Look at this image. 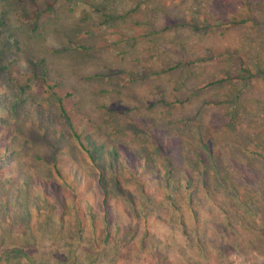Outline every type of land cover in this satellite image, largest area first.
Instances as JSON below:
<instances>
[{"label": "rangeland", "instance_id": "374dc122", "mask_svg": "<svg viewBox=\"0 0 264 264\" xmlns=\"http://www.w3.org/2000/svg\"><path fill=\"white\" fill-rule=\"evenodd\" d=\"M0 38V264H264L257 181L210 163L209 194L190 165L201 139L220 169L264 156V0H0ZM113 148L146 163L114 174Z\"/></svg>", "mask_w": 264, "mask_h": 264}, {"label": "trees", "instance_id": "16d2710c", "mask_svg": "<svg viewBox=\"0 0 264 264\" xmlns=\"http://www.w3.org/2000/svg\"><path fill=\"white\" fill-rule=\"evenodd\" d=\"M11 37L12 36H8L7 46H6L7 48H13V45L15 44V41L11 40ZM3 39L4 38H0V41L3 42V44H6V42ZM56 95L58 97L57 110H59V115H57V117L58 118H62V117L66 118L68 126H69L68 132H69V135L71 136V139H73L74 142L77 144V146H79L83 151L88 152L89 157L93 160L94 163H96L95 160H96L97 156L95 155V151H97L98 148L92 147L91 146L92 144L89 140L88 141L86 140V141L89 143L91 148L87 147V145L84 141V138L81 134V131L76 126L72 116H70L66 111V108H65L63 101H62L63 96L60 94L59 95L56 94ZM1 101H3V100H1ZM1 103L2 102H0V104ZM1 111H2V108L0 107V115L3 114V112H1ZM253 133H254V134H252L253 137L259 136L258 131L253 132ZM202 143H203V139H201L199 142H197L199 147L196 151L194 150V153H192L193 154L192 158L195 159V162H194L195 164H192V163L190 164L192 167L197 168V169H195V172H196V170L198 171V169L200 170V172L198 174H195V175H197L196 177L201 180V183L203 184L202 189H204L209 194L211 193V190L209 188V183H208V178H209L208 173L205 170V167L211 163L215 167V173H218L220 175V179H222L225 182H226V178H228V176H230V174H233L236 178H238L241 183L244 182L247 184H251L250 183L251 180H256L257 185L260 189L259 194L261 195L262 198H264V179L261 178V174H260L261 168H260V166H257L259 168V170L255 169V166L259 165L258 162L264 158V156H261V153H260L261 151L258 150V152H254L253 149H251L248 145H245V146L240 147V148H233L235 153L238 150L239 152L246 154L244 152L247 151V153L250 152V153L256 154V156L257 155H259V156H257V158L256 157H246L245 161L240 162L238 160L239 156L237 157V159H234V156L236 154H234V152H233L231 154L232 161L229 160L227 162V164L231 163V165L229 166L230 168L234 167L235 171H232L228 167H226V168L222 167L220 169L219 165L226 163L227 158L226 157L221 158L219 156H217V157L212 156L211 152L207 153L208 144L206 142H204L203 144ZM174 144H175V142H174ZM201 144H202V146H201ZM255 144H258V142H256ZM260 145H261L260 147L264 148V143H260ZM189 146L191 148L194 147L193 144H189ZM156 147L160 148L161 150L166 151L167 150L166 147H172V142H171V140H168L167 142L163 141V144L161 146L156 145ZM6 149H7V147L1 149L0 159L3 157V154L6 153ZM93 149H95V150L93 151ZM127 153H128L127 150H125V149L118 150L117 148H113L111 151H109L107 153L105 158L108 161V165L111 167V170L114 174H117L118 173L117 170H119L120 168H122L123 172H127L129 167H131L133 170H135V172H138V171H140V168H142L144 166L143 164L146 163L145 159L143 160L144 162L142 165H141L140 161L135 162L132 157H129L127 155ZM39 158H42V157L39 156ZM181 162H182V156H179V158H174V163H181ZM244 163H247L250 170H248L243 165ZM52 167H53L54 175L57 178H59L64 184H66L72 190H74V192L72 193V196L76 197L77 189L80 187L81 184H83L85 182L86 176L85 175L81 176L79 173L77 174L75 169L69 170L70 176L66 175L61 170V166L57 162H53ZM102 169H103L102 167L95 166V170L97 171L96 173H97V181L99 184V188L102 190V202L104 205V209L106 211L107 210L106 208L108 207L107 206V204H108V199H107L108 194L107 193L109 192V188H108L107 180L104 177L105 173L103 172ZM184 174H185L187 180H189V181L192 180L191 179L193 177L192 172H188V173H184ZM73 177L77 181L76 186L69 185V184H71V182L69 180ZM115 177L118 178L117 175ZM78 180H81V181L78 183ZM114 180H115V186H114L113 190L115 192L121 194V195L124 194V192H123L124 188L122 187L120 181H118V180L116 181V179H114ZM228 186H227V188H228ZM197 190H198L197 187H194V190L193 189L189 190L190 198L197 197ZM226 194L229 197V200H231V201L236 196L232 191H230V189L226 190ZM238 196L242 197V195H237V197ZM246 197L247 198L244 201H242V203L245 204V206H247L249 203V201L247 200L249 198V195L246 194ZM5 202L8 203L7 200ZM227 206H229V204H227ZM15 214L19 215L17 207H15Z\"/></svg>", "mask_w": 264, "mask_h": 264}]
</instances>
